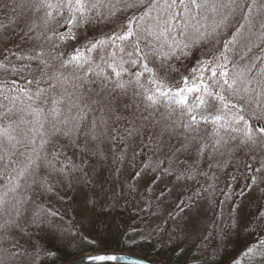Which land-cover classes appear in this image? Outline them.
<instances>
[{"label": "snow or ice", "instance_id": "snow-or-ice-1", "mask_svg": "<svg viewBox=\"0 0 264 264\" xmlns=\"http://www.w3.org/2000/svg\"><path fill=\"white\" fill-rule=\"evenodd\" d=\"M0 9L12 12L0 40L16 24L0 48V264L61 259L68 229L51 199L70 194L97 222L137 194L149 215L172 196L175 241L198 230L206 201L214 214L193 259L220 264L231 249L230 264H264V0Z\"/></svg>", "mask_w": 264, "mask_h": 264}, {"label": "rangeland", "instance_id": "rangeland-1", "mask_svg": "<svg viewBox=\"0 0 264 264\" xmlns=\"http://www.w3.org/2000/svg\"><path fill=\"white\" fill-rule=\"evenodd\" d=\"M4 2L5 0H0V3ZM11 16L12 12L10 9H0V22L8 24ZM17 23H19L18 14ZM15 28L16 24H11L5 38L0 40V48L8 44L11 38H14L13 29ZM209 171L216 172L220 177L218 188H223L225 181L224 172L215 169ZM199 179L202 184L205 182L203 177ZM211 182V180L208 181V183ZM236 191L238 192L239 189H236ZM72 195L73 194H70L62 202L55 196L51 199L53 206L59 209L64 216L63 226L66 225L64 228L68 229V231L64 233L63 238L58 241V246L64 253L61 254V257L65 260L68 256H72L73 254H80L83 256L84 254L98 251L121 252L125 250L123 252L134 253L145 258L153 259L154 262H160L162 264H194L195 260H193V257L195 255L198 256V252L194 250L193 244L197 242L201 235L206 234L210 230L211 226L209 220L214 214L213 211L209 209L207 202H203L201 208L197 210L199 214L198 230L187 236V238L185 237V233L181 231L178 234L179 240L175 241L172 239L175 226L168 227L164 223L166 213L169 210V204L173 199L172 196H169L168 201L160 207L158 214L149 215L146 212L140 211L142 201L139 194H137L131 198V204L120 209L113 217L107 219L101 217L99 222H97V219L92 215L85 216L73 211L76 205L70 206ZM216 198L220 200L224 199L219 191H217ZM44 200L47 205L48 198L44 197ZM237 203H241V200ZM223 207L225 210L227 209V205ZM195 214L197 213H193V215ZM120 215L123 216L121 217ZM118 216L121 217L120 221H118V219L116 220ZM130 216L133 218L129 219L128 217ZM135 217H137L136 220H134ZM124 222L126 223L125 226H123ZM74 227L75 230H73ZM120 227H123V232L119 231L118 228ZM161 241H163V243H161ZM147 244L149 246L151 244L153 248L150 247L151 250L145 251L138 250L139 246H147ZM151 251L153 252L151 253ZM191 255H193V257H190ZM186 257L187 259L185 260ZM57 264L64 263L58 262Z\"/></svg>", "mask_w": 264, "mask_h": 264}, {"label": "water", "instance_id": "water-1", "mask_svg": "<svg viewBox=\"0 0 264 264\" xmlns=\"http://www.w3.org/2000/svg\"><path fill=\"white\" fill-rule=\"evenodd\" d=\"M92 255H119L124 257V259L120 261H97L95 264H155L151 261V259H147L140 255H136L134 253H126V252H117V251H102V252H95V253H87L83 256L69 261L68 263L64 264H93L90 260H88L89 256Z\"/></svg>", "mask_w": 264, "mask_h": 264}, {"label": "trees", "instance_id": "trees-1", "mask_svg": "<svg viewBox=\"0 0 264 264\" xmlns=\"http://www.w3.org/2000/svg\"><path fill=\"white\" fill-rule=\"evenodd\" d=\"M240 200H237V202H239ZM217 211H218V209H217ZM121 217L123 216V215H120ZM121 217H117L116 218V220L118 219V221H120L121 219ZM129 219H132L133 217L132 216H130V217H128ZM137 219V217H135L134 218V220H136ZM125 222H124V224H123V226H125ZM63 227H66V225H64ZM119 229V231L120 232H123L124 231V229H123V227H120V228H118ZM73 230H75V227L73 228ZM125 238V237H124ZM120 242V241H119ZM150 247H152L153 248V246L150 244V246L147 244V246H139L138 247V250L139 251H145V250H151V248ZM110 250V249H109ZM122 251H125V250H122ZM130 251H132V250H130ZM153 251H151V253H152ZM63 253V250L61 249V252H60V256H61V254ZM64 254V253H63ZM198 255H199V253H198ZM79 256H81L80 254H73L72 256H68V258L65 260V259H57V260H55V262H54V264H57L58 262H62V263H65V262H67L68 263V261H70V260H72V259H74V258H77V257H79ZM190 257H193V255H191ZM194 257H196V255L194 256ZM187 259V257L185 258V260ZM193 260H195V259H193ZM230 260H231V249H229L228 250V253L227 254H224L222 257H221V259H220V264H229V262H230ZM179 262H181V261H179ZM186 263H188V262H186ZM194 264H200V261L199 260H195V262H194Z\"/></svg>", "mask_w": 264, "mask_h": 264}]
</instances>
